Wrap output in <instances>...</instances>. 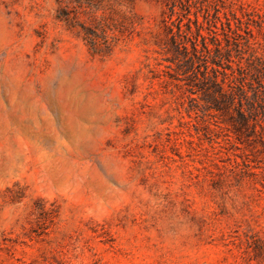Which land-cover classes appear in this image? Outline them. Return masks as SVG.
Instances as JSON below:
<instances>
[{
  "label": "rangeland",
  "instance_id": "1",
  "mask_svg": "<svg viewBox=\"0 0 264 264\" xmlns=\"http://www.w3.org/2000/svg\"><path fill=\"white\" fill-rule=\"evenodd\" d=\"M198 1L187 61L169 0H0V264H264V120L201 87L214 31L264 61V0Z\"/></svg>",
  "mask_w": 264,
  "mask_h": 264
},
{
  "label": "trees",
  "instance_id": "2",
  "mask_svg": "<svg viewBox=\"0 0 264 264\" xmlns=\"http://www.w3.org/2000/svg\"><path fill=\"white\" fill-rule=\"evenodd\" d=\"M199 2L198 0H169V3H167L171 16L176 13L179 19L177 31L174 32L173 28H170L172 44L175 46L176 52L184 54L187 61L191 59L190 56L187 57L189 54L188 47L184 42L179 41L176 35L181 36L182 33H185L184 36H186L188 34L187 30L190 32L192 29L191 23L195 24L198 35L203 39L204 46L208 49L204 41L205 36L202 33L204 25L199 21L198 12L192 11L193 7L198 8ZM191 12L195 15V19L191 18ZM184 18L188 20L184 23L186 25L185 30H183L182 25ZM216 18H219V16L217 15ZM214 33L213 44L217 54L213 57L212 62L217 66H221L222 70L213 67V75H207V72H204L201 87L210 98L215 109L222 112L224 120L229 122L236 132L246 134L251 131L255 132L259 119L264 120V61H260L259 64L250 63L247 67L238 65L236 68L238 75H235V70L231 65L222 64L221 42L216 31ZM90 43L95 44L91 39ZM192 48L195 52L197 51L196 44L192 45ZM227 69H230L231 72H228ZM218 73L222 74L221 78H219ZM227 79L235 81L237 85L236 93L225 89L224 83ZM249 89L253 92L251 95H248Z\"/></svg>",
  "mask_w": 264,
  "mask_h": 264
}]
</instances>
